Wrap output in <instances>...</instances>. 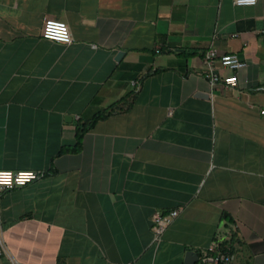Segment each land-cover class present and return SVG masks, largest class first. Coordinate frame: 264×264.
Here are the masks:
<instances>
[{"label":"crops","instance_id":"crops-1","mask_svg":"<svg viewBox=\"0 0 264 264\" xmlns=\"http://www.w3.org/2000/svg\"><path fill=\"white\" fill-rule=\"evenodd\" d=\"M211 48L246 61L236 87L205 77ZM262 111L264 0H0V168L44 171L2 195L0 264H185L216 238L264 264Z\"/></svg>","mask_w":264,"mask_h":264},{"label":"built area","instance_id":"built-area-1","mask_svg":"<svg viewBox=\"0 0 264 264\" xmlns=\"http://www.w3.org/2000/svg\"><path fill=\"white\" fill-rule=\"evenodd\" d=\"M258 0H234L239 5H254ZM42 36L45 39L69 44L73 41L71 29L67 22L56 19L46 18L43 25ZM205 62L207 70L205 77L209 80L211 85L224 84L228 87H236L239 84L238 71L245 68L247 63L236 53H219L217 49L211 48L205 53ZM224 67L230 69L229 73L221 72L217 67ZM264 113V111H262ZM10 172L11 184H0V253H7V246L4 240V227L1 218V199L6 190H11L16 187H23L28 183L37 180L44 176L42 170H11L1 169L0 172ZM21 172H30L33 175L24 183H17ZM179 215V210L174 209L167 213H157L153 216V231L155 240L160 241L162 234L166 227ZM232 238V237H231ZM230 238V241H231ZM225 238H216L208 247L200 251L199 259L196 264H232L236 260L234 251L227 250L229 248L223 247ZM230 244V243H228ZM14 264H21L14 260Z\"/></svg>","mask_w":264,"mask_h":264},{"label":"trees","instance_id":"trees-1","mask_svg":"<svg viewBox=\"0 0 264 264\" xmlns=\"http://www.w3.org/2000/svg\"><path fill=\"white\" fill-rule=\"evenodd\" d=\"M124 102H126V97H122L121 99L115 101L114 103L110 104L107 107L98 108L93 112L87 111L86 114L83 113L80 116V118L77 120L76 141L73 145H71L72 147L69 148V150L78 151L82 145V141L86 133L90 131L92 128H94L98 121L105 120L106 118H109L114 112L121 110L126 105L125 103V105L122 106ZM127 107L129 108L130 105ZM67 150L68 148L65 149V151ZM223 247L229 248L227 250L233 251V247L231 246V243L228 244L224 242Z\"/></svg>","mask_w":264,"mask_h":264},{"label":"clouds","instance_id":"clouds-1","mask_svg":"<svg viewBox=\"0 0 264 264\" xmlns=\"http://www.w3.org/2000/svg\"><path fill=\"white\" fill-rule=\"evenodd\" d=\"M33 174L30 173V172H21L19 177H18V180H17V183H24L26 180H28ZM11 176H12V173L10 172H0V184H11Z\"/></svg>","mask_w":264,"mask_h":264},{"label":"water","instance_id":"water-1","mask_svg":"<svg viewBox=\"0 0 264 264\" xmlns=\"http://www.w3.org/2000/svg\"><path fill=\"white\" fill-rule=\"evenodd\" d=\"M122 53H119L121 55ZM199 259V254L194 251H189L185 260V264H196Z\"/></svg>","mask_w":264,"mask_h":264}]
</instances>
